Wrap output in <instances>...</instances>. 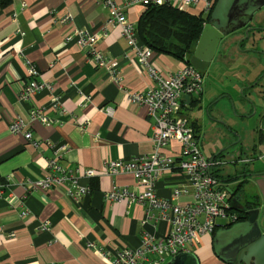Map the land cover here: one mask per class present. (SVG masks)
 Segmentation results:
<instances>
[{
  "label": "crops",
  "instance_id": "crops-1",
  "mask_svg": "<svg viewBox=\"0 0 264 264\" xmlns=\"http://www.w3.org/2000/svg\"><path fill=\"white\" fill-rule=\"evenodd\" d=\"M211 2L209 12L204 11L202 2L186 6L184 10L205 16L212 13L217 0ZM262 7L264 5L252 13L247 23L226 35L214 59L217 56L218 61L227 59V42L235 48L244 41L254 44L264 33L261 23L264 18L257 17L255 24L250 21ZM143 10V6L133 4L127 8L126 17L136 24ZM65 13L71 14L68 23L55 21ZM108 14L107 8L95 0H10L7 5H0V226L4 231L0 233V264H110L117 250L139 247L143 232L157 238L167 232L168 225L156 221L155 209L147 210L139 203L128 206L126 201H107L103 197L113 184L138 188L130 173L107 174L105 161H127L152 152L151 121L146 107L132 102L129 94L144 91L153 82L137 56L128 52L118 26H109L103 33L102 25ZM245 18L239 16V19ZM75 29L97 35L98 49L117 63L121 89L111 80L106 68L94 65L74 38L69 42L65 40ZM251 49H239V52L252 53L254 59L258 55L261 62L263 51ZM25 59L36 66L39 80L59 95V108L52 106V95L47 90L37 92L28 100L18 98L28 79ZM212 62L202 71L203 76L208 74ZM152 63L164 74L174 73L184 64L156 52L152 54ZM261 74L249 82L247 88L258 86L263 79ZM244 88L242 86V92ZM202 93L203 87L199 95L184 98L181 107L194 131V126H199L198 132H194L198 140L201 124L187 112L200 107ZM33 107L44 109L49 119L47 124L29 120L28 112ZM17 119L27 125L36 145L21 133L10 132L9 123ZM258 120L257 143L252 146L250 158L257 157L261 161L264 159V110ZM46 140L67 147L60 160L63 168L93 170L90 179L80 178V183L90 182L91 185L90 193L82 199L75 202L66 196L68 182L46 190L33 187L34 182L47 173V158L52 151L45 144ZM165 150L171 155L178 151L175 143ZM242 151H236L233 164L250 162L248 158L241 159ZM215 155H218L215 159L214 155L209 158L216 162L213 170L231 195L237 184L243 182L239 199L237 194L232 195V206H240L244 198L256 196L259 210L264 209V168L234 169L222 175L219 171L222 152ZM229 175L237 178L226 181ZM184 181L183 174L174 167L156 179L155 193L168 198L172 189ZM247 186L255 192L245 193ZM191 200V192L177 198L179 204ZM22 210L27 212L24 217L20 214ZM46 222L48 226L43 229ZM228 224L203 236L200 244L192 249L199 264H224L214 254L213 236L218 229L229 228L231 224ZM10 231L15 234L12 238L6 237Z\"/></svg>",
  "mask_w": 264,
  "mask_h": 264
},
{
  "label": "built area",
  "instance_id": "built-area-1",
  "mask_svg": "<svg viewBox=\"0 0 264 264\" xmlns=\"http://www.w3.org/2000/svg\"><path fill=\"white\" fill-rule=\"evenodd\" d=\"M95 1L107 8L109 13L102 25L103 33H106L109 26H118L121 36L127 43L128 52L137 56L142 69L153 82L148 89L129 94L132 102L146 107L147 117L151 121V154L140 155L127 161L107 160L103 163L109 175L130 173L138 188L132 189L113 184L103 193V197L107 201H126L128 206L139 203L147 210L155 209L156 221H162L168 225L167 232L158 238L147 231L143 232L139 247L117 250L110 264H165L167 258L170 259L179 253H190L200 244L203 236L223 226L218 224L217 219H226L227 223L236 221L237 212L232 208L231 191L214 175L213 169L216 162L202 154L193 127L181 111L184 98L201 93L202 71L190 63H184L174 73L161 72L152 63V49L140 44L136 24L126 17V10L133 4L143 7L149 4H167L184 9L186 6L202 2L204 11L208 12L212 2L211 0ZM70 20L71 14L65 13L55 21L65 24ZM73 38L79 47L85 49V53L95 66L107 69L111 80L121 89L122 83L117 63L98 49L97 35L85 29H75L72 35L65 37V40L69 42ZM25 65L28 79L21 87L18 98L28 100L37 92L47 90L52 95V106L59 108V95L53 92L50 85L39 80V71L31 61L25 59ZM28 116L30 121L38 120L44 124L49 122L44 109L38 107L31 108ZM8 128L11 133H21L27 141L37 144L21 119L10 122ZM173 143L177 145L178 151L171 155L165 149ZM45 144L52 151L51 156L47 158V173L35 181L33 187L46 190L68 182L66 196L75 202L89 194L90 182L80 183V178L90 179L93 176V170L81 171L78 167L63 168L60 160L67 147L53 144L49 140H46ZM262 156L264 157V152ZM174 167L183 174L185 181L172 189L170 197L157 196L154 190L156 179L163 172L171 171ZM140 187L142 189H139ZM188 192H191L192 200L179 204L177 198ZM20 214L24 217L27 212L22 210ZM47 226L46 222L42 228ZM0 233H4L1 226ZM14 235L11 231L6 233L8 238ZM90 246L95 247L93 244Z\"/></svg>",
  "mask_w": 264,
  "mask_h": 264
},
{
  "label": "rangeland",
  "instance_id": "rangeland-1",
  "mask_svg": "<svg viewBox=\"0 0 264 264\" xmlns=\"http://www.w3.org/2000/svg\"><path fill=\"white\" fill-rule=\"evenodd\" d=\"M257 17L264 18V7L253 15L250 23L255 24ZM261 23L264 25V22ZM227 43L229 47L227 59L218 61L217 56L213 59L207 71L208 74L203 76L200 107L187 112L192 119H198L201 124L198 146L202 154L211 158L218 152H222L219 157L222 163L219 171L222 175L234 169L264 168V159L259 161L257 157L250 158L252 146L257 143L258 119L264 110V75H262L264 59L262 57L260 62L258 55H255L254 59L252 53L246 55L239 52V49L243 51L251 47L253 50H262L264 53V33L258 36L252 45L244 41L240 47L235 48L230 47L229 42ZM260 73L263 79L258 86L247 88L249 82L255 81ZM242 86H245L243 92ZM223 93L227 97H221ZM238 149L243 150L241 159L244 161L248 158L249 163L244 164L239 161L233 164L234 155ZM254 190L251 186L245 187L247 194L255 192ZM239 197L240 194H237V199ZM217 222L222 225L227 223V220L217 219ZM258 225L264 233L263 208L259 213ZM168 260L167 258L166 262Z\"/></svg>",
  "mask_w": 264,
  "mask_h": 264
},
{
  "label": "water",
  "instance_id": "water-1",
  "mask_svg": "<svg viewBox=\"0 0 264 264\" xmlns=\"http://www.w3.org/2000/svg\"><path fill=\"white\" fill-rule=\"evenodd\" d=\"M263 5L264 0H217L209 19L203 24L189 63L205 71L226 35L247 23L252 13ZM240 15L246 18L239 19ZM245 37H248V30L245 31ZM232 208L235 209L234 205ZM246 213L245 220L235 222L229 228H220L214 233V254L224 264H244L251 256L256 263L264 264V234L257 221L259 209H248ZM165 264H199V261L190 252L179 253Z\"/></svg>",
  "mask_w": 264,
  "mask_h": 264
},
{
  "label": "trees",
  "instance_id": "trees-1",
  "mask_svg": "<svg viewBox=\"0 0 264 264\" xmlns=\"http://www.w3.org/2000/svg\"><path fill=\"white\" fill-rule=\"evenodd\" d=\"M9 2L10 0H0V5L5 6ZM208 19L209 14L203 16V14H191L172 5L149 4L144 7L136 23L137 37L140 44L148 46L153 52L167 54L184 63H189V57L200 36L203 24ZM194 128V132H198L199 126L195 125ZM217 156L214 155L213 159ZM213 172L217 177L216 172ZM236 178L229 175L225 180L233 181ZM242 184V181L237 184L232 195L235 196L241 192ZM257 206L256 196L244 198L243 207L234 205L238 221L246 219V210Z\"/></svg>",
  "mask_w": 264,
  "mask_h": 264
},
{
  "label": "flooded vegetation",
  "instance_id": "flooded-vegetation-1",
  "mask_svg": "<svg viewBox=\"0 0 264 264\" xmlns=\"http://www.w3.org/2000/svg\"><path fill=\"white\" fill-rule=\"evenodd\" d=\"M263 27H264V26H263ZM254 28H256V25H255ZM221 44H222V41H221V43H220V45H219V48H220ZM219 48H218V50H219ZM217 52H218V51H217ZM240 206L243 207V204L241 203ZM254 208L260 209L259 206H257V207H253V208H250V209H254ZM259 213H260V210H259ZM237 218H238V216H237ZM258 218H259V214H258V217H257V221H258ZM235 222H240V221H238V219H236V221H234L233 223H235ZM261 232H262V231H261ZM262 233H263V232H262ZM263 234H264V233H263ZM244 264H258V263H256V262H255V258L251 256V257L248 259L247 262H244Z\"/></svg>",
  "mask_w": 264,
  "mask_h": 264
}]
</instances>
